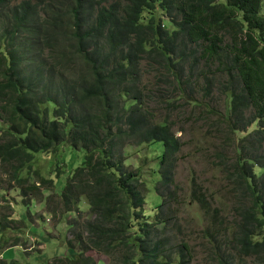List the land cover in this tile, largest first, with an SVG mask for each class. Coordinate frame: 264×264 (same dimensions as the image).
Instances as JSON below:
<instances>
[{"label": "trees", "instance_id": "16d2710c", "mask_svg": "<svg viewBox=\"0 0 264 264\" xmlns=\"http://www.w3.org/2000/svg\"><path fill=\"white\" fill-rule=\"evenodd\" d=\"M215 91L227 102L222 135L234 157L219 171L234 217L211 212L194 184L199 239L210 264H264V0H0V169L33 195L24 171L36 154L64 143L86 153L50 199L76 215L67 242L75 255L58 264H97L88 252L107 264H193L174 189L182 144L151 105L197 109ZM143 145L158 160L152 221L146 184L124 157Z\"/></svg>", "mask_w": 264, "mask_h": 264}, {"label": "rangeland", "instance_id": "374dc122", "mask_svg": "<svg viewBox=\"0 0 264 264\" xmlns=\"http://www.w3.org/2000/svg\"><path fill=\"white\" fill-rule=\"evenodd\" d=\"M10 1L17 5L27 0ZM143 73L144 84L151 91L154 90L155 73L151 72L146 61L143 63ZM153 104L155 105H151L152 110L158 112L157 121L162 123L165 119L170 120L172 131L182 144L174 189L179 205V218L185 223L184 233L192 237L191 245L197 254L193 264H210L205 256L206 249L199 239L205 226V218L197 206L192 204L190 196L191 187L195 184L210 202L211 212L216 210L228 220L234 217L233 201L227 194L229 189L219 171L220 162H229L234 157L228 147V140L222 135L226 99L215 91L212 98L205 100L200 108L194 109L181 102L178 106H184L175 113H168L162 102ZM51 108L53 110L54 105ZM0 127H5L4 123ZM85 155V151L77 150L68 143L62 144L58 152L36 154L33 168L24 171V176L30 181L28 185L38 188L33 195L23 194L21 187L9 179L4 169H0V264H9V261L14 264H58L59 258L74 257L75 253L67 246L71 239L68 221L76 215L66 214L62 207L55 202L51 203L50 199L58 200L67 178L81 165ZM124 157L127 159L126 166L131 171L138 172L146 184L145 213L152 221V209L161 204V199L155 195L152 185L157 178L158 160L152 154V149L144 145L126 148ZM256 173H260L259 170ZM42 177L52 180L53 188L39 186ZM79 209L82 217H89V208L84 200L81 201ZM16 239L19 246L12 247ZM74 251H78L76 244ZM85 255L97 264H107V258L99 253L88 252Z\"/></svg>", "mask_w": 264, "mask_h": 264}]
</instances>
